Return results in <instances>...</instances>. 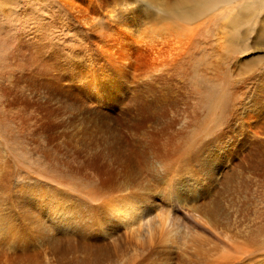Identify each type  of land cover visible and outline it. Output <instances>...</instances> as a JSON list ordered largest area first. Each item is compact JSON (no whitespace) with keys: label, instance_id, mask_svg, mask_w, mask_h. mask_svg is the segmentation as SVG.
Listing matches in <instances>:
<instances>
[{"label":"bare ground","instance_id":"6f19581e","mask_svg":"<svg viewBox=\"0 0 264 264\" xmlns=\"http://www.w3.org/2000/svg\"><path fill=\"white\" fill-rule=\"evenodd\" d=\"M60 1L80 26L114 22L102 45L114 66L127 65L138 78L161 74L192 30L190 20L161 15L159 8L152 14L142 0ZM120 6L123 13L115 19ZM16 94H0V104H8L0 106V118L10 127L0 134V264H264V181L252 192L247 177L234 171L221 185L232 190L224 198L225 190L211 184L222 159L211 164L203 158L197 174L184 165L195 141L189 138L216 127V110L199 133L182 132L181 139L189 140L161 139L154 148L124 142L125 155L120 150L112 159L92 147L91 155L99 158L94 160L77 151L75 143L83 141L77 135L66 139L41 127L13 126L22 122L11 112L18 110L16 98L26 102ZM48 111L52 117L57 112ZM57 155L67 159L63 169ZM158 157L159 176L146 161L130 178L135 160ZM255 167L262 169L264 161ZM241 198L252 200L261 226L240 220L241 211L249 210Z\"/></svg>","mask_w":264,"mask_h":264},{"label":"rangeland","instance_id":"374dc122","mask_svg":"<svg viewBox=\"0 0 264 264\" xmlns=\"http://www.w3.org/2000/svg\"><path fill=\"white\" fill-rule=\"evenodd\" d=\"M142 1L152 14L159 8V14L190 20L192 27L169 66L149 79L110 62L102 43L110 39L114 22L80 26L59 0H0V94L17 93L26 101L16 98L20 105L15 102L18 110L11 112L22 116V122L12 125L21 130L41 127L66 139L77 135L83 139L75 143L77 151L94 160L99 158L91 155L92 147L112 159L120 150L125 155L124 142L131 148L145 143L154 148L161 139H195L184 158L193 174L203 158L211 164L222 159L219 174L212 175L214 189L225 190L224 198L232 196L228 184L221 185L227 174L238 171L247 177L250 190L257 191L255 183L264 181V167H255L264 161V0ZM117 9L115 19L123 13L121 6ZM49 109H56L53 117ZM211 109L216 110V127L181 139L182 132L193 135L209 126ZM6 127L8 121L0 118V134ZM61 156L55 162L63 169L67 159ZM148 160H135L130 178L146 161L159 176L163 159ZM250 202L245 204L248 212L243 209L241 219L236 218L260 225Z\"/></svg>","mask_w":264,"mask_h":264}]
</instances>
